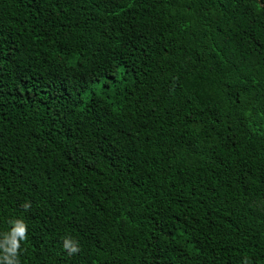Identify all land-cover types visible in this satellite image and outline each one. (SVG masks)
<instances>
[{
	"label": "trees",
	"instance_id": "trees-1",
	"mask_svg": "<svg viewBox=\"0 0 264 264\" xmlns=\"http://www.w3.org/2000/svg\"><path fill=\"white\" fill-rule=\"evenodd\" d=\"M5 256L264 264V0H0Z\"/></svg>",
	"mask_w": 264,
	"mask_h": 264
},
{
	"label": "clouds",
	"instance_id": "clouds-1",
	"mask_svg": "<svg viewBox=\"0 0 264 264\" xmlns=\"http://www.w3.org/2000/svg\"><path fill=\"white\" fill-rule=\"evenodd\" d=\"M12 233L14 236H19L20 239H23L24 238V232H25V228H24V225L22 222H14L13 224V227H12ZM67 241H66V245H67ZM18 245L14 244L13 248L11 249H8L7 251L14 254L15 252V247H17ZM78 248L76 246H72L71 247V251L72 252H75L77 251ZM5 261H6V264H15V262L12 260V259H9L7 256H5Z\"/></svg>",
	"mask_w": 264,
	"mask_h": 264
}]
</instances>
